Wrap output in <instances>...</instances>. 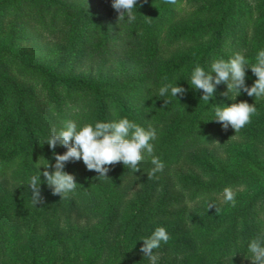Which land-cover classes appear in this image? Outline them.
Instances as JSON below:
<instances>
[{"label":"trees","instance_id":"1","mask_svg":"<svg viewBox=\"0 0 264 264\" xmlns=\"http://www.w3.org/2000/svg\"><path fill=\"white\" fill-rule=\"evenodd\" d=\"M251 1L257 5L243 0H177L174 5L138 0L136 20L128 23L127 17L117 20L111 0H0V264H51L37 258L39 249L44 244L53 248L60 240L95 250L88 264H100L97 256L112 241L110 229L127 177L139 183L134 192L139 204L124 211L122 240L143 243L142 237L164 227L170 240L161 247L178 264L252 259L248 242L264 234V169L248 180L254 174L202 165L209 147L225 132L212 120L216 105L255 104L257 114L242 129L256 153L264 150V97L241 92L232 100L235 93L223 95L227 86L222 83L208 102L200 99L202 90L189 85L196 66L210 71L215 60L227 61L235 53L244 55L249 67L256 62L264 50V0ZM24 39H54L65 57L60 54L53 65L42 63L22 48ZM122 57L128 63L136 58V66L116 76L80 72L92 61ZM255 80L247 69L246 85ZM167 83L184 87L185 95L161 97L159 89ZM164 100L170 102L165 105ZM122 118L155 129L153 154L165 165L158 179L147 177L153 167L147 154L140 171L122 163L112 166L105 184L86 167L69 162L64 171L74 174L79 185L67 199L53 195L42 175L47 161L55 163L53 150L44 143L50 131L59 132L67 121L82 127ZM55 153L63 154L62 146ZM177 164H185L188 173L173 170ZM38 171L44 203L33 206L28 182ZM249 183L252 193L235 207L217 206L218 214L215 208L207 210L225 187ZM74 206L97 224L80 229L60 225V212ZM14 245L20 246L18 257ZM76 259L69 254L68 261L78 264Z\"/></svg>","mask_w":264,"mask_h":264},{"label":"clouds","instance_id":"2","mask_svg":"<svg viewBox=\"0 0 264 264\" xmlns=\"http://www.w3.org/2000/svg\"><path fill=\"white\" fill-rule=\"evenodd\" d=\"M177 0H165V3L174 5ZM138 0H111V7L117 13V20L123 21L127 17V22L132 23L136 20L134 9ZM255 63L251 67L245 56L241 53H235L227 61L224 59L215 60L211 64V70L205 71L202 67L196 66L191 73L189 85L194 90H202L200 99L208 101L214 97L216 87L220 84L227 86V91L223 95L228 96L229 91L235 95L231 98L235 100L241 92L249 97L259 99L264 97V50L258 52ZM256 77L251 86H247L246 70ZM214 73V75H213ZM167 79V77H165ZM186 89L182 86L167 83L159 89L161 97L170 94L177 99V96L183 97ZM170 101L164 100L165 105ZM257 114L255 104H249L247 101L231 103L228 106H215L214 119L220 123L224 130L231 127L234 132H238L245 125L250 123L251 117ZM211 121V120H210ZM156 139L155 129L149 127L145 129L127 118L112 122H96L95 125L86 124L82 127L74 121H67L65 127L57 132L55 128L44 143L53 150L55 159L54 164L43 165L42 173L44 182L51 190L53 195H58L60 199H67L74 193L77 186L76 177L72 173L64 171L65 165L69 162L82 161L86 169L95 171L96 177L107 179V173L110 166L122 163L124 167L130 168L133 172L140 171L139 164L143 159V154L151 157L153 167L147 173L148 179L157 177V173L163 172L164 162L154 155V145L151 141ZM216 143H219L215 141ZM62 146L66 149L63 154H56L55 148ZM39 168L41 166H38ZM51 167L53 171L47 169ZM41 172L32 175L28 186L31 189V203L33 206L44 203V197L41 195ZM236 192L230 187L223 189V199L230 203L232 207L236 205ZM215 208V213L220 209L215 203L209 202L207 210ZM143 244L140 248L144 257H147L151 264H157L159 255L154 254L155 249H159L161 244H167L170 235L164 227H156L148 237H142ZM248 251L252 254V264H264V234L257 235L248 242Z\"/></svg>","mask_w":264,"mask_h":264},{"label":"rangeland","instance_id":"3","mask_svg":"<svg viewBox=\"0 0 264 264\" xmlns=\"http://www.w3.org/2000/svg\"><path fill=\"white\" fill-rule=\"evenodd\" d=\"M245 3H250L251 5L257 3L251 0H243ZM32 33V32H31ZM27 36L29 33L27 32ZM20 44L22 48L27 51L29 55L34 56L36 59L40 60L42 63L53 65L57 59V57L62 54L65 57L63 51L60 48V44L57 43L54 39H41V40H33V39H24L20 40ZM132 60L128 63L125 61V58L122 57L120 59H116L114 61H92L86 67L82 68L80 72L85 75H110L116 76L124 71H129V68H133L136 66L137 59L134 57H130ZM213 145L209 147L208 156L204 159L202 166H211L216 170L227 171V172H240L245 174H254L249 175L248 180L252 178L259 177L256 172H259L264 169V150L257 148L259 154L256 153L255 149H252L250 135L244 131L243 129L238 132H234V130L229 127L223 135H221ZM62 151L65 152L66 149L62 147ZM260 157L259 161L255 160L252 156ZM254 156V157H255ZM258 159V158H257ZM75 164L85 167L82 161L74 162ZM118 165V163L116 164ZM257 167L255 168V166ZM261 166V167H259ZM110 166V171L107 173V176H110L112 173ZM173 170L178 169L184 172H187L185 169V164H177L172 167ZM171 169V170H172ZM92 174L98 175L95 171H91ZM256 176V177H255ZM99 178V177H98ZM101 182L105 184L107 179L100 178ZM124 190L121 203L118 206V214L117 218L114 221L110 231H111V239L112 241L106 246L104 251L100 252L97 256V263L100 264H151L150 260L147 257L143 256L140 248L143 243L141 241H128L129 238L121 239L120 231L122 229V217L124 211L131 206L135 209L139 204V197H135L134 192L138 190L139 183L138 181H134L130 179V177L125 178L123 181ZM121 187V186H120ZM253 184L249 183L246 185H240L235 187L233 191L236 192V203L244 200L250 193L253 191ZM141 194V193H140ZM200 204H202L200 202ZM216 206L219 208H226L230 206V203H227L223 199V195H219L216 198ZM190 204H188L189 206ZM196 205V204H195ZM195 205L193 206L195 208ZM195 210H197L195 208ZM146 212V210H142ZM59 222L60 225L64 223L69 224L72 228L80 229V227H85L88 225H95L97 221L94 218H89L87 213L83 210H79L76 206L74 208L65 210L60 212ZM156 220V219H154ZM166 219L161 220L163 223H166ZM158 221V220H156ZM146 229H148L146 227ZM8 231V230H7ZM6 231V232H7ZM75 232V231H74ZM7 232L5 235H8ZM19 242L22 238L18 239ZM64 244L65 248L62 250L59 246ZM17 249V257L20 252V246L14 245ZM39 251H41L40 257L43 258L44 261H49L51 264H76L74 262L68 261L69 254H74L78 261V264H88L90 258L96 254L97 252L93 249H88L82 246L77 248H73L70 244L69 240L63 241L60 240L56 244L55 247L51 248L50 246L41 245ZM38 254V255H39ZM154 254L159 255V260L157 264H178L177 259L173 260L172 256L167 252V250L163 247L154 250ZM7 259H5V262ZM252 260V259H251ZM251 260L244 261L243 259H239L236 264H252Z\"/></svg>","mask_w":264,"mask_h":264}]
</instances>
